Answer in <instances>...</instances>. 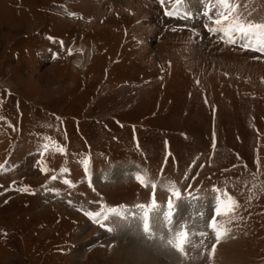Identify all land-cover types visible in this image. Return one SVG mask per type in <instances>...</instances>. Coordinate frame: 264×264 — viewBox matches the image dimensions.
<instances>
[{
    "label": "rangeland",
    "instance_id": "374dc122",
    "mask_svg": "<svg viewBox=\"0 0 264 264\" xmlns=\"http://www.w3.org/2000/svg\"><path fill=\"white\" fill-rule=\"evenodd\" d=\"M233 9L264 23V0ZM212 11L0 0V264H142L134 246L162 264H264V53L210 31L227 23ZM229 196L238 207L217 216ZM153 199L174 205L171 220L151 212L156 235L206 232L189 233L186 256L142 232Z\"/></svg>",
    "mask_w": 264,
    "mask_h": 264
},
{
    "label": "snow or ice",
    "instance_id": "6c2138e0",
    "mask_svg": "<svg viewBox=\"0 0 264 264\" xmlns=\"http://www.w3.org/2000/svg\"><path fill=\"white\" fill-rule=\"evenodd\" d=\"M161 4L165 2V0H160ZM210 3L213 6L212 15L217 17L215 19L216 25L222 24V19L226 21V25L221 26L217 29H210V31H218L222 32L226 35L231 43H236V40L233 39V34L238 35L241 39L244 40H252L258 38V46L253 51H259L264 53V23H256V22H248L247 20H242L239 15L229 17L228 13L232 12L233 9V0H210ZM178 11V10H177ZM176 12H168L167 15L174 16ZM222 18V19H221ZM47 147V146H45ZM63 151L62 149L60 150ZM88 161H84V167L87 171ZM4 166L0 165V169ZM134 178L140 182L142 185L156 188L157 185L151 181V178L144 173L142 170H137L134 174ZM55 179V177H53ZM168 190L172 195H174L177 199L181 197V192L175 188L174 185H169ZM147 207V206H141ZM238 207V204L232 200L229 196L227 197V201H220L217 207V216L219 215H229L230 213H234L235 208ZM174 205L172 204L171 200L167 203V208H161L157 206L155 199L152 201L151 211H145V222L143 224L142 232L145 234V237L148 239H157L159 240L164 247H170L180 253L182 256H186L187 253L185 251L186 246L190 243L189 241V233L192 232L193 234H199L200 236H205L206 232L202 231L199 227V223L193 224L185 229V226H180L179 228H172L169 229V235L158 236L155 233V229L151 226L150 215L151 212H159L162 215H165L168 220L173 219L174 217ZM92 217V219H97L94 214L88 213ZM119 217L120 214H116ZM107 219V217H105ZM205 227H211L215 233V238L217 240L221 239L223 236L227 235V228L219 225L217 220H212L210 224H208L207 220L202 221ZM101 227H105L104 224H101ZM108 231H112L111 227H107ZM214 256V251L212 253Z\"/></svg>",
    "mask_w": 264,
    "mask_h": 264
},
{
    "label": "bare ground",
    "instance_id": "6f19581e",
    "mask_svg": "<svg viewBox=\"0 0 264 264\" xmlns=\"http://www.w3.org/2000/svg\"><path fill=\"white\" fill-rule=\"evenodd\" d=\"M121 1H125V0H121ZM159 228V227H158ZM161 231V230H160ZM134 245V244H133ZM133 248V247H132ZM135 248V249H134ZM134 250L136 251V258L138 262L142 263V264H162V263H158L157 259H152L151 257L148 256V254L144 251H140L139 249H136V247L134 246ZM134 251V252H135ZM131 254V253H130ZM132 255V254H131ZM135 259V258H134Z\"/></svg>",
    "mask_w": 264,
    "mask_h": 264
}]
</instances>
